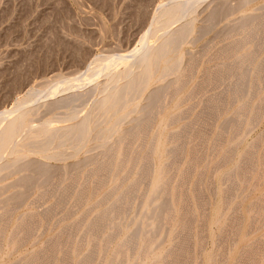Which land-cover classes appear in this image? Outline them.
<instances>
[{"label": "rangeland", "instance_id": "1", "mask_svg": "<svg viewBox=\"0 0 264 264\" xmlns=\"http://www.w3.org/2000/svg\"><path fill=\"white\" fill-rule=\"evenodd\" d=\"M166 1L169 0H0V112L11 108L15 103H17V101L23 102L24 99L22 101V98H25L31 90H36L38 91V96H39V99H37L38 100L37 103L35 101L33 104L35 106H38V113L34 116V119L35 120L37 119L36 121L45 119L47 117H52L54 115H59L60 117L61 116L63 117V121L61 117V121H56V122L54 121L52 125H64L71 123L72 122L71 120L66 121L67 118L65 119L63 116V114L67 111L66 107H63L61 106V104H58L56 106H53L54 110L52 111L50 109L52 108L51 106H47L46 104H44L45 99L50 101L59 100V98L65 96L68 91L72 92L76 89L78 90L82 89V91L88 90L90 87H92V84H96V83L98 84L99 82L102 83L105 81L106 79V75L104 74L105 70H103L102 72L100 71L101 72L100 74L99 73L95 74L97 78L93 80L92 84L83 82L84 85L82 86L81 83H79L78 85L82 86L83 88L78 86L73 90L72 89L66 90L65 92L62 91L59 92V94L57 93V95H54V97L52 98L51 97L49 98V96L48 97L41 96L43 88L51 85L57 76H64L69 79L80 78L77 75L84 76V74H86V71L89 70L90 67H92L93 65L92 63L94 62V60L101 56H113L119 54L121 55L132 50L134 47L139 46V43L144 39V35L147 32L149 25H151V23L156 24L155 23L156 21L152 18L154 11L158 9V7ZM214 1L215 0H203V2L201 1V3L196 9L194 31L183 45L184 66L186 65L185 66L186 75L188 74V72L190 73V75L188 74L187 77L185 76L184 83L185 84L188 83V84L184 85L182 91L177 96V99H175L172 102L165 100L163 101L164 103L161 102L159 105H157L156 107L157 110L155 109L150 116L149 115L143 116L140 122L143 123L144 126H147L150 122L155 125H153V127L152 128L150 127L149 129L145 128L146 130L144 129V133H142V135L141 134L138 135L139 137L137 135L131 136L129 139L122 142V147L124 148L125 145H126L125 147H127L128 145V147L137 148L139 150L143 149L142 150V156H143V152H146V150L148 149L150 145V141L158 137L163 141V145L160 151V156L155 158L156 163L159 164L160 162L162 163L163 160H166L168 158L167 149L171 146V142H169L170 132L179 129L183 124H188L187 127H190V129L189 128L186 129L185 132L187 133L183 134V138H182L183 143L178 148V150H180L181 147L183 146V148L186 149L185 152L183 148L181 149L183 150V152L181 150L175 151L174 157H176L177 161H175L173 167L167 169V171H165L164 173L165 177L167 179L169 178V180L171 181L170 183H172L170 184L171 186H169L170 190H173L175 193L176 190L178 189L177 190L178 193L176 192L177 194L176 193L175 194L176 196H178L179 199L175 197L178 201V205L176 203L177 201L174 199V204L177 205V207L175 206L174 215L169 223L170 226L167 224L160 226V228L158 229V231L161 232V233L159 232L161 242H159V246H157L158 248H156L155 250L156 253L164 256L166 252L175 249V247H177L179 243L177 247L178 249L176 248L175 250H182L181 245L183 244L182 245L183 252L184 251L185 252L183 255L184 256L183 260L181 259V261H179L177 264H200V263L201 264H237L238 261L240 264L242 263L264 264V210L256 213L257 206L259 205V203L261 204L264 201V149H263L264 148V107L263 108L261 107L264 106V102H262L263 104L260 102V100L264 101L263 100L264 99V79H263L264 68H262L264 67V45H262V43L264 44V37L262 35L264 34L263 31L264 26H262L264 25V23H262L258 27L256 37L253 39L251 44L247 46L246 50H244V51L254 50V49L258 50L259 46L261 47L260 48L261 53L257 60L258 63L260 62L262 65L259 64L260 67L257 70L256 69L257 64H256L255 67L253 69L251 67V70L248 71L247 73V75H249L247 81L249 80L248 82L252 86L256 83L255 84L256 86L254 85V87H252L256 89H253L255 90L254 93L248 97H244L243 100L240 98V95H235L234 93H231V90L233 92V88L231 86L235 82L233 80H236L235 76L240 72H243L244 68L246 67L245 66L246 64L243 66H238L233 61L237 57L236 50L233 48H235L234 46L236 45L235 43L237 42L236 39L241 36L236 33L233 26L238 21V18L241 16L242 13H250L252 15H258L262 13L264 14V6L262 7V5H264V0H251V3H249L245 7L244 12H236L230 15L227 14L226 12L224 14L223 13L224 11H221L219 12V15L216 14L215 17L213 16L214 20H212L213 18L211 17V13H212L211 10L213 5L215 4ZM230 1L233 2V0ZM217 15L218 17H216ZM176 23L177 24L172 23L171 25L172 27L171 26L170 27L171 28L176 27L180 22H176ZM161 28L163 29V27ZM162 29L161 30L159 29V31H157L156 34L149 36L146 40L147 43L148 44L156 43L160 39L161 34L165 30ZM256 46L258 48H255ZM190 59H193V62ZM189 60L193 65H190ZM219 64H222L220 65L221 67L219 66ZM188 65L191 67H189ZM224 66L226 67L224 68ZM187 67H189L191 71ZM213 76H216L217 78L215 77L216 78L215 79ZM171 79L172 76H169L166 80L163 81L155 80L151 84L149 90H152L166 82H169ZM88 86L89 88L86 89V87ZM232 95L235 97L236 100ZM96 96L97 94L93 95V92L91 90L90 94L88 93L85 97L76 101L72 107L76 111L77 115L80 116L81 114H85V112L89 110L88 109L89 105L92 104V100ZM216 96L218 97L217 99L219 100L216 99ZM211 99L213 100L211 101ZM215 100H216V104H215ZM220 100L221 101L223 100V102H221ZM147 101H148V97L147 94H145L140 101V105L144 106L147 103ZM243 101H248L249 107L253 109L258 108L257 117L260 119L256 117L254 118L255 120L254 121L251 118L250 113L248 112L249 110L244 108L242 110L241 118L239 119L240 122L241 119L243 120V122H241L242 125L239 126L241 123L239 121L235 123L234 119L236 118L238 114L237 110L239 112V108L242 105ZM217 104L221 105V108H219ZM209 105L215 106L216 109H214V107L211 106L213 108L212 109L211 107H209ZM208 108L210 112L208 110L207 111L210 114L205 111V109ZM259 109L262 110V113L261 110ZM199 112L202 113L201 114L203 115L202 117ZM215 112L217 116L213 114ZM207 113L212 118L211 117L209 118ZM170 114H176L175 116L176 118L173 120L172 125L165 127V124H167L170 121L169 119ZM195 118H197L198 121ZM208 118L211 120L208 121L209 120ZM230 118L232 119L234 118L233 119L234 121ZM142 120L144 122H142ZM193 120H195L196 122ZM206 120L209 122V124L208 122H206ZM223 120L226 121L224 122ZM200 121L201 123H204V126L202 124V126L204 127L203 129L201 127ZM230 121L232 122V124H230L231 123ZM251 121L253 122L250 123ZM222 122L223 124H220ZM120 123H121L122 131L130 128L135 124L130 118H125ZM225 123L227 124L226 125L227 127L225 126ZM235 124L237 125V128H235L236 126ZM198 125L200 127H197ZM230 126L232 127L230 128ZM195 129L196 131L199 130L196 133L198 136H195L196 134L193 135ZM222 129L223 130L225 129V132ZM233 129L237 130L235 131V133L237 134L233 133L232 135V132H234ZM222 132L224 135L222 134ZM187 134H188V138H186ZM216 135L218 136L216 137ZM145 136L147 137V140ZM194 136L196 138L193 139ZM232 137L233 139H231ZM116 138L117 135L115 134L109 135L107 137V143L114 144ZM239 140H241L240 144H239ZM98 143H99V139L97 137L92 136L89 145L75 155H70L71 152L73 151V148L69 145L62 146L61 148L53 147L50 149V152H54L60 149L63 150L68 155L66 154L65 157L49 159L48 162L50 165V169L48 170L49 171L51 170L50 172L49 171L42 172L40 169L31 168L25 171H19V170L13 171L4 175L5 177L3 176L2 178H0V186H4V188L0 192V213L6 207V205H4L3 203L7 197H10V195L13 196L17 191V189L19 188L23 189V191L27 190V193L26 191H24L26 195H23L22 196L23 198H19L17 200L14 199L13 201V203L16 204L17 211H15L16 210L15 209L11 213V215L13 214L14 216L12 215L10 217L11 222H9L10 224H8L7 226L8 229L6 228L5 235L1 239L2 241L0 240L1 241L0 264H16V263L17 264H25V263L47 264L46 262L48 261H49L48 264H61V262L63 264L62 257L66 255L67 251L70 248H72L73 245L78 244L79 242H89L90 238H94V236L96 237L94 231L89 228H87L88 229L87 230L86 227H79L76 230L77 232H75L76 228L74 225H76V221L81 216H84L85 213L87 216L86 217L87 220L92 219L93 216H95L96 213H98V211L104 208H108L110 203L106 199H108L111 196L110 195L112 194L111 192L113 191V189L116 188V185H119L121 180L123 182L125 178L128 179L126 180V183L134 179L140 180L137 187V197L140 199L141 194H143L145 190L144 188H147L145 184H148V181L146 178L141 177V173L138 172L136 169H134V167H132L133 161L129 162L121 170V172L116 171L111 173L110 174L111 177L109 178L108 182H106L107 185L106 184L99 185L100 187L97 185L98 184V181H96L97 173H95L96 166L100 164L101 161H103L104 159L103 157L100 158L101 156L104 155V152H103V148L98 146L99 145ZM129 143L130 144L132 143L131 146L129 145ZM142 143L145 144V146L142 145ZM235 145L237 146L234 148ZM142 146H144V148H141ZM231 146L233 148H231ZM229 147L230 149H234V150H230ZM191 148L192 149L194 148L196 152ZM196 148H198V150ZM190 150H191V154H190ZM192 151H194L196 155L192 154ZM232 151L234 152V155H232L233 154ZM227 152L228 153L230 152L228 154L229 156L227 155ZM183 153H185V155H183L184 157H181ZM95 154L97 156H95ZM87 156L94 158L93 160H95V162L92 160L91 162L86 163L85 158H88ZM31 158L38 159L40 158V156L33 155L31 156ZM181 159L183 161H181ZM190 159L191 162L194 163V165H192ZM192 159L194 161H192ZM79 161L82 163L80 164ZM237 162L241 164V167L238 169L239 171L238 170L233 171L234 173L230 172L229 174L226 173V170L228 171L231 170L233 165H235ZM189 163L191 166L189 165ZM56 165L58 167H56ZM187 165H189V167ZM63 166L65 168H63ZM80 166H82L83 168ZM51 168H53V170ZM54 168L56 170H54ZM57 169L58 170L61 169V170L58 171ZM30 170L33 171L31 172ZM36 170L39 172H37ZM93 170L94 172H92ZM183 170H185V173L183 172ZM77 171L79 173L78 175H77ZM90 172L94 175L90 174ZM218 173L221 174L219 175ZM26 174L27 177H30L27 180L23 178ZM36 174L38 175L37 177ZM56 174L58 175L57 178L59 180L56 179ZM217 174L219 175L218 178H217ZM31 175L33 178L35 176L34 180H32L33 178L31 177ZM51 176L53 178H51ZM173 176H175V178H173ZM88 177L90 180H88ZM75 178H78L79 181L78 179ZM73 179L77 181L75 182L73 181ZM85 179H87L86 182H84ZM185 179H188L190 181L189 184H188V180ZM29 180L32 182H30ZM46 180H48L49 183L46 182ZM27 181L29 183H27ZM34 182L35 184H33ZM85 184H87L88 187ZM178 184H180L179 187ZM93 185L94 186L97 185L96 188ZM197 185L199 188L197 187ZM65 186H70V187L72 186V188L75 189L84 187L85 192L88 193V194L86 193L87 197L85 199V202L84 203L82 202L84 205L82 203H78L76 191H73L72 194L66 196L64 201L62 196L64 194L62 193L60 194V192L63 191V187ZM195 186L196 188H198V191L200 189L199 193L197 189L195 190V192H193ZM47 187H50L48 188L49 191ZM175 187L177 188L175 189ZM31 188H33V190H31ZM44 190H47L46 195L44 194V192H46ZM42 191H43V195H42ZM52 191L54 192V195ZM215 192L217 193V195ZM186 193H188L190 197ZM200 193L201 194L205 193V194L204 196H202ZM59 195H61L60 199H59ZM103 195H105L104 198ZM184 195H187L186 196L188 198V200H186L187 202L184 200L186 198V197L184 198ZM195 196L196 197L198 196L199 200H201L200 197L202 196L201 197L202 201L200 202L198 199L195 198ZM137 197L135 196L134 200L131 201L133 202V204L132 203L129 204V206L132 205L130 208L129 206L126 207L121 216H119L118 218L115 217L114 218L115 221L114 220L111 221L108 224V226H106L102 230L103 232V233L101 232L102 235H110L112 233H115V229L119 226L121 229H125L129 226L128 224L132 220V217L134 218L137 215V213H139L140 210L141 201ZM101 199H103V201ZM213 199L215 204L213 203ZM98 200L99 201L101 200V203L103 202L105 205L103 203H102L103 205L99 203ZM1 201L3 203H1ZM73 201L76 202L77 204H75ZM139 201L140 203H138ZM97 202L98 205L96 204ZM196 202L197 203L200 202L202 204L205 203L206 205L203 204L204 205L203 206L202 204L200 205L197 204ZM51 204H55V205H51ZM183 204L184 206H182ZM187 204L192 205L194 207V211H195L194 212L195 216L193 215L194 218H192V215L191 217H189L190 216L189 213L183 211V210L187 211L189 209V208L187 209ZM199 205L201 209H198ZM53 206L55 210L53 209ZM201 206H203L204 210L207 209L206 211H204V213L207 212L206 214L202 212L203 209ZM206 206L207 208H204ZM253 206H255V208ZM69 209H71V211H69ZM87 209H89V212L91 211L90 214L88 213V211H86ZM127 209H128L127 211L128 214L126 213ZM41 210H43L42 211L43 213L41 212ZM251 210L253 211L251 212ZM67 211L68 213H66ZM200 211L202 212V215ZM28 212L36 213V214L38 213L37 215L38 218L40 219L38 221V218L36 217L38 221V222L36 221V223L38 224L34 225V227L32 228L33 230L32 232L30 230L29 233L24 236L25 239L22 238L18 241L17 239L12 240L10 237L12 234L11 233L12 229L17 225V223L20 221L22 217L28 215ZM183 213H185V215ZM51 214L53 216H51ZM65 214H67V216ZM253 214L257 215L254 216V220H252ZM183 215L185 216V218ZM201 216L202 219H204L205 217L204 219L206 220L205 222L203 220L202 222L200 221ZM67 217L68 219H66ZM187 220L188 222H190L188 226L192 228L191 229L193 230L192 232H190L189 227L186 225L188 224ZM192 221H195L194 222L195 224H193ZM231 221L233 222L231 223ZM237 221H240L238 222V226H237ZM186 226L188 227L189 230L187 229ZM236 226L239 230L235 228ZM70 228H72V230H70ZM182 228H184L183 230L186 232H184ZM73 229L75 233L73 232ZM250 229L252 230V232ZM60 230L62 232L65 231V233L60 235L61 233ZM181 230L183 232L180 233ZM67 231L69 232L66 233ZM234 232L235 234H233ZM191 233L193 234V236L191 235ZM74 234H76V236ZM177 234H179V236H177ZM174 235L176 236V238L174 237ZM83 236L84 237L86 236V238L83 239ZM189 236L193 237L192 241L194 243L190 241L191 237L189 240ZM56 237L57 238L59 237V239L56 240ZM185 237L186 239H183ZM233 237L234 239H236L235 241L232 239ZM81 238L83 240L79 241ZM258 238L260 239L259 241ZM50 239L53 240L54 243H56L55 252L57 253V256H55L56 253L54 252L55 254L51 255V258L46 262L39 263L38 261L33 260L32 257H34L35 254H37V252L38 253L41 252L44 249L43 247L54 244L52 241H50ZM186 240L187 242L189 241V243L192 242V244L190 243V245L193 246L191 247L189 246V243L184 242ZM253 240L255 241V243ZM162 241H164L163 244ZM65 242H67L66 245ZM70 242L71 244H69ZM251 242L254 243L255 245L252 244ZM186 243L188 246L185 245ZM256 243L258 244L257 246ZM174 244L175 246L173 247ZM248 244L249 245L251 244L250 248H248L246 253H244L243 247ZM105 245L108 247L106 248ZM88 249H89L88 246H83V250L81 248V250L79 251L80 254L78 253V251H75L72 254L71 264H80L81 262L80 260L88 252ZM115 249H116V244L113 241L109 242L108 245L107 242L99 244L96 249L97 257L95 255L94 256L95 261L93 259H92L93 261L91 260L92 264H98V263L114 264L116 260V256L113 255ZM241 251H243L242 254L240 253ZM247 252H250V255ZM129 253H131V251ZM220 253L223 255L222 256L219 255ZM243 253L248 257L243 255ZM53 256L56 257L55 260ZM240 256L242 257L241 258L242 260L239 259ZM243 256L245 258H243ZM118 257L120 259L121 256ZM101 258L103 259V262ZM192 258L194 260H191ZM225 258L227 262L224 263ZM27 259H30L31 262L30 260L29 262H27ZM245 259L248 260L246 261ZM148 260L150 264L166 263V260H160L159 263L155 262L152 257H148Z\"/></svg>", "mask_w": 264, "mask_h": 264}, {"label": "bare ground", "instance_id": "2", "mask_svg": "<svg viewBox=\"0 0 264 264\" xmlns=\"http://www.w3.org/2000/svg\"><path fill=\"white\" fill-rule=\"evenodd\" d=\"M201 1L203 2V0H169V1H166V2L162 3L158 7V9H156L154 11V13H153V17L152 18L156 21L155 22L156 24H152L151 23V25H149V28H148L147 32L145 33V35H144V39H143V41H141L139 43V46L134 47L132 50H130V51L124 53V54H121V55L119 54V55H113V56H101V57H99V58L94 60V62L92 63L93 64L92 67H90V69L86 71V74H84V76L82 75L83 77L80 76V75H77L80 78H70L69 79V78H66L64 76H57L56 79L54 80V82L51 85L43 88L41 96L42 97H48L49 96V98L50 97L52 98V97H54V95H57V93L59 94V92H62V91L65 92L66 90H71V89L73 90L74 88H77L78 86H80V85H78L79 83H81L82 86L84 85L83 82L92 84L93 80H95L97 78V76H95V74L96 73L100 74L103 70H105V73H104L106 75L105 81L102 82V83L99 82L98 84L97 83L96 84H92V87H90V88H89V86L86 87V89L89 88L88 90L82 91V89L81 90L76 89V90H74L72 92L68 91L69 93L67 92L66 95L61 97V98H59V100H51L50 101V100L45 99V103L44 104H46L47 106H51L52 108H50V107L49 108L52 111L54 110L53 106H56L58 104H61V106L66 107L67 111L63 114V116H64L65 119L67 118L66 121H70L71 120L72 121L71 123L64 124V125H52V123L54 121L55 122L56 121H61V117L62 116L60 117L59 115H54L52 117H47L45 119L39 118L41 120L36 121L37 119L35 120L34 116L38 113V106L33 105L34 102L36 101V103H37V101H38L37 99H39L38 91H36V90H31L29 92V94L25 98H22V101L24 99L23 102L17 101V103H15L11 108H9V109H7L5 111L3 110V111L0 112V178H2L4 175H6V174H8L10 172H13V171H18V170L19 171H25V170H29L31 168L40 169L42 172L49 171L48 170V169H50V165H49V162H48L49 159H55V158H58V157H65V155L67 154L63 150H60V149L57 150V151H54V152H50L51 148H53V147L54 148H61L62 146L69 145V146H71L73 148V151L71 152L70 155H75V154H77L78 152H80L81 150H83L84 148H86L89 145V142H90V140H91V138L93 136V137H97L99 139V143H98L99 145L98 146L102 147L103 148V152H104V155L100 157V158L103 157L104 159H103V161H101L100 164H98L96 166V170H95V173H97V180L96 181H98V184L97 183L96 184L98 186L99 185H105L106 182H108L109 178L111 177L110 176L111 173L116 172V171H118V172L120 171L121 172V170L131 161H133V166L132 167H134V169H136L138 172L141 173V177L146 178L147 181H148V184H145V186L147 188H144L145 190H144L143 194H141L142 199H141V196H140V199H139L137 197V187H138V184H139L140 180L134 179V180H130V181H128L126 183V180H128V179H126V178L124 179L123 178L124 181L122 182V180H121L122 183L120 182L119 185H116V188L114 187L115 189H113V191L111 192L112 194H110L111 196L108 199H106L110 203L108 208L101 209L100 211H98V213H96L95 216H93L92 219H89V220L86 219V217H87L86 213H85V215L83 214L84 216H81L76 221L77 227H76V225H74L75 228H76V229L74 228L75 232H77L76 230L79 227H86V229L87 228L92 229L94 231V233L96 234V237L94 236V238H90L89 242H79L78 244H75L73 246L70 245V246H72V248H70L68 251L66 250L67 251L66 255L64 257H62L63 264H71L72 263V254L75 251H78V253L80 254L79 251L81 250V248L83 250V246H88L89 249H88V252L85 254V256L80 260L81 261L80 264H90L91 260L92 259L94 260V256L96 255V257H97L96 249H97L98 245L101 244V243H105V242H107V245H108V243L112 242V241L115 242V244H116V249H115V252L113 254V255L116 256V260H115L114 264H150V262L148 260V257H152L154 259V261L158 262V263H159L160 260H166L165 264H177L179 261H181V259L183 260V258H184L183 255H184V252H185V251L183 252V247H182L183 244L181 245V249L182 250H175L178 247V245H179V243H178V245H177V247H175V249L171 248L172 250L166 252L164 254V256L161 255V254L156 253L155 250H156V248H158L157 246H159V242H161L160 241V234H159L160 231H158V229L160 228V226H163V225H167L168 224L170 226L169 223L172 220V217L174 215L175 206L177 207V205H178V201L176 199V198H178V196H176V194L178 193L177 192L178 189L176 190L177 193L175 192L176 194L174 193L173 190H170L169 186H171L170 184H172V183H170L171 181L169 180V178L167 179L165 177L164 173H165V171H167V169L173 167L174 164H175V161H177L176 157H174L175 156L174 153H175V151L178 150L179 146L183 143V141H182L183 134L187 133L185 131H186L187 128L190 129V127H187L188 124H183L179 129H176V130L170 132V134H169V142H171V146L167 149L168 158L166 160H163V161L161 160L162 163L160 162L159 164L156 163L155 158L160 156L161 147L163 145V141L160 138L156 137V138H154L153 140L150 141V145H149L148 149L146 150V152H143V156H142V150L143 149L139 150L137 148L128 147V145H127V147H125L126 146L125 145L124 148H123L122 147V142H124L125 140L129 139L131 136H136V135L138 136L140 134L142 135V133H144V129L145 128L146 129H149L150 127L152 128L153 125H155V124H152L151 122L148 124V122H147L148 125L144 126L143 123L140 122L142 117L143 116H147V115L150 116L153 113V111L156 109L157 105H159L161 102H163L165 100H168V101L172 102L175 99H177V96L182 91L184 85L188 84L187 82H186L187 84L184 83L185 76L187 77V75L188 74L190 75V73L188 72V74L186 75V67H185L186 65L184 66L183 45L185 44V42L187 41L189 36L194 31V21H195L196 9L199 6V4L201 3ZM214 2H215V4L213 5L212 10H211V12H212L211 13V17L213 18V19L211 18L212 20H214L215 15L216 14L219 15V12H221V11H224L223 12L224 14L226 12L227 14H230V15L233 14V13H236V12H244L245 7L249 3H251V0H233V2L230 1V0H215ZM263 6L264 5H262V7ZM218 15L216 17H218ZM176 22H180V23L176 27L171 28L172 27L171 26L172 23L177 24ZM262 23H264V14L263 13L262 14H258V15H252L250 13H242L241 16L238 18V21L234 25L236 27L233 26V28L235 29L236 33L241 35L240 37H238L236 39L237 42L235 43L236 44L234 46L235 48H233V49L236 50V53H237V57L233 61L238 66H243V65L246 64L245 65L246 67L244 68L243 72H240L239 74H237L235 76L236 80H233L235 82L231 86L233 88V92L231 90V93H234L235 95H240V98L242 100L244 99V97H248L251 94H253L254 91H255L253 89H256V88H252V87H254V85L256 83L252 86L248 82L249 80L247 81V79L249 78L248 77L249 75H247V73H248V71L251 70V67L253 69L256 64H257L256 69L257 70L259 69V67H260L259 64H261V63L260 62L258 63L257 59H258V57H259V55L261 53V51H260L261 47L259 46L258 50L257 49L247 50V51H244V50H246L247 46L250 45L251 42L253 41V39L256 37L257 31H258V27ZM262 26H264V25H262ZM161 27H163V29H165V30L161 34L160 39L158 37L159 40L156 43L148 44L147 41H146L147 38L149 36H152V35L156 34V32L159 31V29L160 30L162 29ZM263 31H264V29H263ZM262 35L264 37V34H262ZM262 45H264V44L262 43ZM255 48H258V47L256 46ZM251 57H252V59H251ZM190 60H192V62H193V59H190ZM190 60H189V62H190ZM190 65H193V64H191V62H190ZM220 65H222V64H219V66ZM189 67H191V66H189ZM189 67H187V68L189 69ZM225 67L226 66H224V68ZM262 68H264V67H262ZM94 76H95V78H94ZM169 76H172V79L169 82H166V83H164V84H162V85H160V86H158V87H156V88H154L152 90H149L150 87H151V84L153 83V81H155V80L163 81V80H166ZM208 76H209V73H208ZM213 77L215 78L216 76H213ZM185 81H187V80H185ZM218 84H220V83H218ZM196 85H197V83H196ZM82 86H80V87H82ZM212 86H214V85H212ZM198 87H200V86H198ZM198 87H197V89H198ZM91 90L93 92V95L97 94V96L94 97L93 100L91 99L92 100V104L89 105V108H88L89 110L87 112H85V114H81L80 116L77 115L76 111L72 107L73 104L76 101H78V100L82 99L83 97H85L88 93L90 94ZM145 94H147L148 101H147V103L144 106H141L140 105V101H141V99L143 98V96ZM162 95H163V97H162ZM217 96H216V99L218 98ZM253 97H254V95H253ZM186 98H188V97H186ZM223 98H224V96H223ZM234 99H235V97H234ZM212 100L213 99H211V101ZM217 100H219V99H217ZM223 100L222 101L220 100V101L223 102ZM232 101H233V99H232ZM260 102L262 103L264 101L260 100ZM41 103H43V102H41ZM38 104H40V103H38ZM213 104H214V102H213ZM215 104H216V100H215ZM231 104H233V103H231ZM258 104H256V105H258ZM211 106H213V105H209V107H211ZM218 106H219V108H221V105H218ZM213 107H214V109H216L215 106H213ZM261 107L263 108L264 106H261ZM244 108L249 110L248 112L250 113V116H251V118L253 120H254V118L257 117L258 108L257 109H253V108L249 107L248 101H243L242 105L239 108V112L237 110L238 114H237L236 118L235 119L233 118L235 120V123L238 122L239 119L241 118L242 110ZM207 110L210 112L209 108L205 109L206 112H208ZM259 110H261V109H259ZM205 111H204V113H205ZM155 113H156V111H155ZM261 113H262V110H261ZM201 114L202 113H200V115ZM209 114H208V116H209ZM213 114H215V116H217L216 112L213 113ZM243 114H244V112H243ZM245 114H246V112H245ZM175 116H176V114H170V116H169L170 121L167 124H165V127L172 125L173 120L176 118ZM202 116L203 115H201V117ZM243 116H246V115H243ZM260 116H261V114H260ZM207 117H205V118H207ZM210 117L211 116H209V118ZM125 118H130L135 124L133 126H131L130 128L122 131L120 122L123 119H125ZM195 119L197 120V118H195ZM230 119H232V118H230ZM258 119H260V118H258ZM210 120L211 119H209L208 121H210ZM62 121H63V117H62ZM193 121H195V120H193ZM201 121H200V124H201V127L203 129L204 128L203 127L204 123H201ZM208 121L206 120V122H208ZM142 122H144V121L142 120ZM241 122H243L242 119H241ZM252 122L253 121H251L250 123H252ZM194 124H191V125H194ZM202 124H203V126H202ZM208 124H209V122H208ZM220 124H223V122L220 123ZM230 124H232V122ZM233 124H234V122H233ZM199 125L197 127H200ZM226 125L227 124L225 123V126ZM241 125H242V123L239 126H241ZM192 127H194V126H192ZM197 127H196V129H197ZM231 127L232 126H230V128ZM222 128H224V127H222ZM235 128H237V125L235 126ZM196 129L194 130V134L193 135H195L199 131V130L196 131ZM223 131L225 132V129ZM235 131H237V130L235 129L234 132H232V135H233V133H235ZM189 133H190V130H189ZM111 134L112 135L113 134L117 135V138H116L114 144H108L107 143V137L109 135H111ZM222 134H223V132H222ZM235 134H237V133H235ZM195 136H198V135L196 134ZM195 136L193 137V139L196 138ZM217 136L218 135H216V137ZM233 137L231 139H233ZM186 138H188V134H187ZM218 138H216V139H218ZM146 140H147V137H146ZM223 141H224V139H223ZM141 142H142V140H141ZM221 142H219V143H221ZM240 142H241V140H239V144H240ZM185 143H187V142H185ZM131 144L129 143L130 146H131ZM239 144H237V145H239ZM142 145L145 146V144H143V143H142ZM237 145H235L234 148ZM144 146H142L141 148H144ZM184 146H185V144H184ZM193 146H191V147H193ZM196 147H198V146H196ZM182 148H183V146L181 147V149ZM231 148H233V147L231 146ZM196 149L198 150V148H196ZM229 149H230V147H229ZM180 150H178V151H180ZM185 150L186 149H184V152H185ZM192 150H195V149L193 148ZM218 150H219V148H218ZM230 150H234V149H230ZM181 151L183 152V150H181ZM195 152H196V150H195ZM195 152L192 151V154L196 155ZM229 153L227 152V155ZM232 153H233L232 155H234L233 151H232ZM190 154H191V150H190ZM33 155H39L40 158L33 159V158H31V156H33ZM183 155H185V153H183L181 155V157H184ZM95 156H97V155L95 154ZM98 156H99V154H98ZM178 157H179V155H178ZM190 157H191V155H190ZM180 158H179V160H180ZM85 159H86V163H87V162H91L94 158L88 157V158H85ZM182 159H181V161H183ZM194 159H195V157H194ZM93 161L95 162V160H93ZM192 161H194V160L192 159ZM190 162H191V159H190ZM69 163H71V162H69ZM81 163L82 162H80V164ZM191 163H192V165H194L193 162H191ZM231 164H232V162H231ZM84 165H87V164H84ZM189 165H190V163H189ZM189 165H187V166L189 167ZM56 167H58V166L56 165ZM80 167H82V166H80ZM240 167H241V164H239L237 162L235 165H233L231 170H229V171L226 170V173L229 174L230 172L237 171ZM63 168H65V167L63 166ZM51 169L53 170V168H51ZM178 169H179V167H178ZM243 169H244V167H243ZM54 170H56V169L54 168ZM60 170L61 169H59L58 171H60ZM89 170H91V169H89ZM37 172H39V171H37ZM55 172H57V171H55ZM92 172H94V170ZM183 172L185 173V170H183ZM186 172H187V170H186ZM131 173H132V171H131ZM184 173H182V174H184ZM240 173H241V171H240ZM39 174H41V173H39ZM75 174H76V172H75ZM78 174L79 173L77 171V175ZM90 174H92V173L90 172ZM218 174L220 175L221 173H218ZM218 174H217V178L219 176ZM45 175H46V173H45ZM58 175H59V173H58ZM58 175L56 174V179H58L57 178ZM92 175H94V174H92ZM92 175H90V176H92ZM130 175H132V174H130ZM240 175H239V177H240ZM37 176L38 175L36 174V177ZM242 176H244V175H242ZM31 177H32V175H31ZM39 177H41V176H39ZM49 177H50V175H49ZM49 177H48V179H49ZM70 177H71V175H70ZM23 178L25 180H27L30 177H27V174H26ZM51 178H53V177L51 176ZM173 178H175V176H173ZM217 178H216V180H217ZM34 179H35V176H34V178L32 180H34ZM75 179H78V178H75ZM75 179H73V181H75ZM86 180L87 179H85L84 182H86ZM88 180H90L89 177H88ZM185 180H188V179H185ZM78 181H79V179H78ZM30 182H32V181H30ZM46 182H48V180H46ZM84 182H83V184H84ZM189 182L190 181L188 180V184H189ZM27 183H29V182L27 181ZM8 184H6V185H8ZM33 184H35V182ZM184 184H182V185H184ZM85 185H87V184H85ZM85 185H83V186H85ZM179 185L180 184H178V187H179ZM33 186H30V187H33ZM96 186H94V187L96 188ZM27 187H28V185H27ZM76 187H77V185H76ZM87 187H88V185H87ZM197 187H198V185H197ZM3 188H4V186H0V192L2 191ZM45 188H46V186H45ZM48 188H50V187H47V189ZM176 188L177 187H175V189ZM198 188H196V186H195V189L193 190V192H195L196 189L198 191ZM84 189H85L84 187L75 189V188H72V186L71 187L70 186H65V187H63V191H61L60 194L61 193L64 194L62 196H63V199L65 201L66 196H69L70 194L73 193V191H76L78 203H82V202L84 203L85 199L87 197V194H88L87 192H85ZM31 190H33V188H31ZM55 190H56V188H55ZM187 190H188V188H187ZM24 191H26V193H27V190H24ZM24 191H23V189L19 188V189H17V191L15 192V194L13 196L10 195V197H7L4 200V203L2 202L3 200L1 201V203L6 205V207L0 213V240L4 237L5 232H6L5 230H6V228L8 229L7 226H8V224H10L9 222H11L10 221V217L13 215V214L11 215V213L13 212V210L16 209V204L13 203V201H14V199L17 200L19 198H23L22 196L26 195V193H24ZM44 191H46V192H44V194L46 195L47 190H44ZM48 191H49V189H48ZM199 191H200V189H199ZM199 191H198V193H199ZM201 192H202V190H201ZM226 192H225V194H226ZM179 194H180V192H179ZM186 194L188 195V193H186ZM200 194H199V196H200ZM204 194H201V195L204 196ZM42 195H43V191H42ZM53 195H54V192H53ZM187 195H184V198ZM216 195H217V193H216ZM104 196L105 195H103V198H104ZM135 196L141 201V203H140V201L138 202V203H140V210H139V213H137V215L134 218L132 217V220L128 224L129 226L127 228H125V229H121L120 226H119V227H117L115 229V233H112L110 235H102L101 234L102 230L106 226H108V224L111 221H113L115 217L118 218L119 216H121L123 214L125 208L128 207L130 203L133 204V202H131V201L134 200ZM60 197H61V195H59V199H60ZM91 197H92V195H91ZM201 197H200L201 200H199L198 199L199 197L195 196V198L198 199L200 202L202 201ZM186 198L184 199L185 201L188 200V198L187 199ZM174 199L177 201L176 202L177 205L174 204ZM182 199H183V197H182ZM16 200H15V202H16ZM23 200H25V199H23ZM38 200H39V198H38ZM101 200L103 201V199H101ZM101 200L100 201L98 200L99 203H101ZM224 200H225V198H224ZM189 201H190V198H189ZM200 202H198V203L196 202V203L201 205L202 203H200ZM203 202H205V201H203ZM261 202H262V200H261ZM23 203H24V201H23ZM57 203H58V201H57ZM74 203L77 204L76 202H74ZM213 203H214V199H213ZM96 204L98 205V202ZM189 204H191V203H189ZM203 204L206 205L205 203H203ZM51 205H55V204H51ZM200 205H199L198 209H201ZM75 206H77V205H75ZM131 206L132 205H130L129 208ZM182 206H184V204ZM203 206H201L202 209H203ZM255 206H253V207L255 208ZM78 207H79V205H78ZM204 208H207V206L204 207ZM53 209H54V206H53ZM180 209H181V206H180ZM187 209H188L187 211H185V210H183V211L186 212V213L188 212L189 215H190L189 217H191V215H192V218H194V216H195L194 215L195 214L194 213L195 212L194 211V207L192 205H188L187 204ZM91 210H92V208H91ZM206 210L207 209H205V210L203 209V211L202 210L201 211L204 213V211H206ZM263 210H264V201L261 204L259 203V205L257 206L256 213L257 212H261ZM15 211H17V209ZM42 211L43 210H41V212ZM69 211H71V209H69ZM86 211H88L89 214L91 212V211L89 212V209H87ZM127 211H128V209L126 210V213H127ZM252 211L253 210H251V212ZM202 212H201V215H202ZM44 213H46V212H44ZM66 213H68V211ZM72 213H73V211H72ZM206 213L207 212H205L204 214H206ZM37 214L28 212V215L22 217L20 219V221L17 223V225L12 229V232H11L12 234L10 236L11 239L12 240L17 239V241L22 239V238L25 239L24 236L26 234H28L30 230L32 232L33 231L32 228L34 227V225L38 224V223H36V221H37L36 217L38 218ZM183 214L185 215V213H183ZM236 214H237V212H236ZM41 215H43V214H41ZM65 215L67 216V214H65ZM73 215H74V213H73ZM73 215H71V216H73ZM255 215L253 214V217H252L253 219L252 220H254V216ZM51 216H53V215L51 214ZM183 216H181V217H183ZM46 217H48V216H46ZM117 218H116V220H117ZM184 218H185V216H184ZM44 219H47V218H44ZM49 219H50V217H49ZM66 219H68V217ZM204 219H205V217H204ZM204 219H202V216H201L200 221L202 222V220H203L205 222L206 220H204ZM39 220L40 219L38 218V221ZM62 220H63V218H62ZM188 220H187V222H188ZM235 220H237V219H235ZM233 221H231V223ZM260 221H259V223H260ZM192 222H193V224H195L194 223L195 221H192ZM238 222H240V221H237V226H238ZM262 222H263V220H262ZM183 223H184V221H183ZM189 223L190 222H188V224H186V225L188 226ZM232 225H234V224H232ZM237 226L235 228H237ZM182 227H185V226H182ZM188 227H187V229H188ZM36 228H38V227H36ZM204 228H205V226H204ZM61 229H63V228H61ZM74 229H73V232H74ZM166 229H167V227H166ZM183 229L184 228H182V230ZM189 229H190V232L193 231V230H191L192 228L189 227ZM70 230H72V228H70ZM182 230L180 231V233L184 231V230L183 231ZM237 230H239V229L237 228ZM69 231H67L66 233H68ZM86 231H84V232H86ZM228 231H229V229H228ZM166 232H168V231H166ZM184 232H186V231H184ZM251 232H252V230H251ZM63 233H65V231L64 232L61 231L60 235L63 234ZM178 233H179V231H178ZM233 234H235V232ZM236 234H237V232H236ZM74 235L76 236V234H74ZM91 235H92V233H91ZM184 235H185V233H184ZM188 235H189V233H188ZM191 235L193 236L192 233H191ZM205 235H206V233H205ZM55 236H52V237H55ZM75 236H74V238H75ZM177 236H179V234H177ZM192 236H189V240H190V237H191L190 241L193 240ZM165 237H166V235H165ZM174 237L176 238L175 235H174ZM186 237L183 238V239H186ZM238 237H239V235H238ZM85 238H86V236L85 237L83 236V239H85ZM235 238H236V236H235ZM57 239H59V237L58 238L56 237V240ZM83 239L81 238L79 241H81ZM232 239L234 241L236 240V239H234V237ZM230 240H231V238H230ZM259 240L260 239L258 238V241ZM1 241H0V243H1ZM26 241H28V240H26ZM50 241L53 242V240H51V239H50ZM181 241H180V243H181ZM52 242H51V244H52ZM71 242L69 244H71ZM163 242L164 241H162V244H163ZM184 242H187V240L184 241ZM192 242H190V243L192 244ZM66 243L67 242H65V245H66ZM187 243H189V241ZM187 243L185 245H187ZM190 243H189V246L192 247L193 245H190ZM254 243H255V241H254ZM254 243H252V244H254ZM257 243H256V246L258 245ZM259 243H261V242H259ZM44 244H45V242H44ZM61 244H63V243H61ZM175 244H176V242H175ZM175 244L173 245V247L175 246ZM55 245H56V243H54L52 245H49V246H46V247H43L44 249L41 252H39V253L37 252V254H35L34 257L31 256L32 259L35 260V261H38L39 263L46 262L47 260H49L51 258V255L56 253L55 252V247H56ZM250 245L248 244V245H245L243 247L244 253H246L247 249L250 248ZM107 247L108 246H106V248ZM231 247H232V245H231ZM230 250H231V248H230ZM66 251H64V252H66ZM130 251H131V253H129ZM242 252L243 251H241L240 253L242 254ZM244 253H243V255H245ZM247 253H249V255H250V252H247ZM219 255L222 256L223 254L220 253ZM55 256H57V253L55 254ZM55 256H53L54 260L56 258ZM118 256H121L120 259H119ZM246 257H248V256H246ZM241 258L242 257L240 256L239 259L242 260ZM243 258H245V257L243 256ZM103 259H102V262H103ZM29 260L30 259H27V262H29ZM60 260H61V258H60ZM191 260H194V259L192 258ZM245 260L247 261L248 259H245ZM243 261H244V259H243ZM30 262H31V260H30ZM48 262H46V263L48 264ZM225 262H227L226 258L224 260V263ZM56 263H57V261H56ZM61 264H62V262H61ZM91 264H92V262H91ZM160 264H162V263H160ZM237 264H240L239 261H238Z\"/></svg>", "mask_w": 264, "mask_h": 264}]
</instances>
